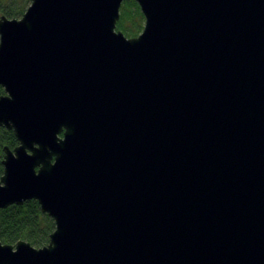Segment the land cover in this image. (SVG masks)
<instances>
[{"label":"water","instance_id":"obj_1","mask_svg":"<svg viewBox=\"0 0 264 264\" xmlns=\"http://www.w3.org/2000/svg\"><path fill=\"white\" fill-rule=\"evenodd\" d=\"M30 0L0 16V264H264V0Z\"/></svg>","mask_w":264,"mask_h":264},{"label":"trees","instance_id":"obj_2","mask_svg":"<svg viewBox=\"0 0 264 264\" xmlns=\"http://www.w3.org/2000/svg\"><path fill=\"white\" fill-rule=\"evenodd\" d=\"M28 0H0V16L9 19L20 18L25 11ZM144 18L139 6L134 0H124L119 9V19L115 29L124 36L133 38L139 35L143 28ZM0 94L3 90L0 87ZM18 141L12 130L0 127V177L3 173V149L7 146L13 149ZM54 230V221L40 210L36 200H28L22 205H11L0 209V242L15 244L22 240L34 247L48 244L49 236Z\"/></svg>","mask_w":264,"mask_h":264},{"label":"rangeland","instance_id":"obj_3","mask_svg":"<svg viewBox=\"0 0 264 264\" xmlns=\"http://www.w3.org/2000/svg\"><path fill=\"white\" fill-rule=\"evenodd\" d=\"M30 4V0H28V2L26 3V5H25V8L27 7V5H29Z\"/></svg>","mask_w":264,"mask_h":264},{"label":"flooded vegetation","instance_id":"obj_4","mask_svg":"<svg viewBox=\"0 0 264 264\" xmlns=\"http://www.w3.org/2000/svg\"><path fill=\"white\" fill-rule=\"evenodd\" d=\"M27 7H28V5H27ZM27 7H26V8H27Z\"/></svg>","mask_w":264,"mask_h":264}]
</instances>
